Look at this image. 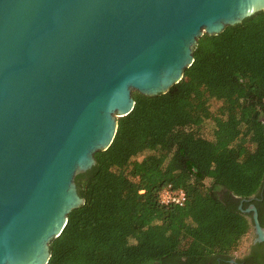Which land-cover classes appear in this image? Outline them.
Listing matches in <instances>:
<instances>
[{"label": "water", "instance_id": "95a60500", "mask_svg": "<svg viewBox=\"0 0 264 264\" xmlns=\"http://www.w3.org/2000/svg\"><path fill=\"white\" fill-rule=\"evenodd\" d=\"M260 11L264 0H0V264H47L84 204L74 178L112 144L133 92L167 93L200 37ZM242 211L264 241L255 206Z\"/></svg>", "mask_w": 264, "mask_h": 264}, {"label": "trees", "instance_id": "16d2710c", "mask_svg": "<svg viewBox=\"0 0 264 264\" xmlns=\"http://www.w3.org/2000/svg\"><path fill=\"white\" fill-rule=\"evenodd\" d=\"M193 55L167 93L133 92L112 144L75 176L84 204L47 264H215L238 254L251 232L246 200L264 197V11L204 34ZM164 189L182 190L184 203L162 204Z\"/></svg>", "mask_w": 264, "mask_h": 264}, {"label": "flooded vegetation", "instance_id": "af4514ba", "mask_svg": "<svg viewBox=\"0 0 264 264\" xmlns=\"http://www.w3.org/2000/svg\"><path fill=\"white\" fill-rule=\"evenodd\" d=\"M252 200H256L260 203L259 211H257V208L254 203H252ZM248 202V205L245 209H247L251 204L255 206L257 211V218H260L259 225L264 229V197L262 196L260 198L252 197L251 199L246 200ZM243 209V210H245ZM248 217H252V213H246L243 212ZM249 242L239 254L234 255L230 259L224 260L223 262H220V260L217 261L215 264H264V241L258 240V235L254 233L253 230H251L249 234Z\"/></svg>", "mask_w": 264, "mask_h": 264}, {"label": "built area", "instance_id": "2783aa9c", "mask_svg": "<svg viewBox=\"0 0 264 264\" xmlns=\"http://www.w3.org/2000/svg\"><path fill=\"white\" fill-rule=\"evenodd\" d=\"M185 201V194L182 190L172 191L164 189L160 194V202L162 204H177L182 205Z\"/></svg>", "mask_w": 264, "mask_h": 264}, {"label": "rangeland", "instance_id": "374dc122", "mask_svg": "<svg viewBox=\"0 0 264 264\" xmlns=\"http://www.w3.org/2000/svg\"><path fill=\"white\" fill-rule=\"evenodd\" d=\"M249 235L248 236H246L245 238H244V240L242 241V243H241V247H240V250H239V252H237L238 254L242 251V250H244V248L246 247V245L248 244V242H249Z\"/></svg>", "mask_w": 264, "mask_h": 264}]
</instances>
